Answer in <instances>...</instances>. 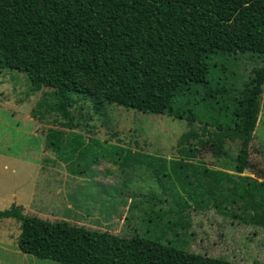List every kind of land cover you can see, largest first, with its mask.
I'll use <instances>...</instances> for the list:
<instances>
[{"label": "rangeland", "instance_id": "1", "mask_svg": "<svg viewBox=\"0 0 264 264\" xmlns=\"http://www.w3.org/2000/svg\"><path fill=\"white\" fill-rule=\"evenodd\" d=\"M91 100L59 101L25 73L0 71L1 211L264 264V186L242 189L264 182V82L242 134L204 113L190 122ZM191 130L198 154L182 142ZM21 225L0 218V264H61L20 250Z\"/></svg>", "mask_w": 264, "mask_h": 264}, {"label": "trees", "instance_id": "2", "mask_svg": "<svg viewBox=\"0 0 264 264\" xmlns=\"http://www.w3.org/2000/svg\"><path fill=\"white\" fill-rule=\"evenodd\" d=\"M4 70L25 73L33 91L49 88L59 101L85 96L96 109L190 122L204 113L217 130L242 134L264 82V0H0ZM198 136L183 134L188 153L198 154ZM252 186L264 182L250 178L243 192ZM22 209L0 210L21 221L20 250L61 264H236Z\"/></svg>", "mask_w": 264, "mask_h": 264}, {"label": "crops", "instance_id": "3", "mask_svg": "<svg viewBox=\"0 0 264 264\" xmlns=\"http://www.w3.org/2000/svg\"><path fill=\"white\" fill-rule=\"evenodd\" d=\"M82 142V141H81ZM84 143V142H83Z\"/></svg>", "mask_w": 264, "mask_h": 264}]
</instances>
